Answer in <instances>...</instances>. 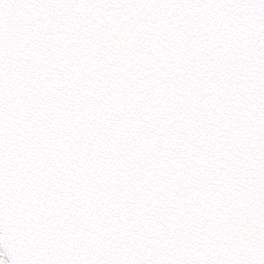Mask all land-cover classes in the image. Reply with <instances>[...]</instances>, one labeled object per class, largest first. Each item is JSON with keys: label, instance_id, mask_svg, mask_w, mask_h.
Here are the masks:
<instances>
[{"label": "snow or ice", "instance_id": "6c2138e0", "mask_svg": "<svg viewBox=\"0 0 264 264\" xmlns=\"http://www.w3.org/2000/svg\"><path fill=\"white\" fill-rule=\"evenodd\" d=\"M0 264H264V0H0Z\"/></svg>", "mask_w": 264, "mask_h": 264}]
</instances>
